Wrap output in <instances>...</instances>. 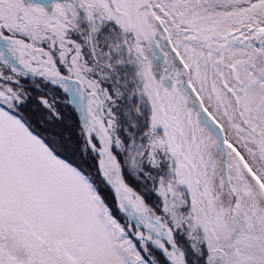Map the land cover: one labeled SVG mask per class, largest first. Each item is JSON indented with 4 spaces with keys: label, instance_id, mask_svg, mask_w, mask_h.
<instances>
[{
    "label": "snow or ice",
    "instance_id": "snow-or-ice-1",
    "mask_svg": "<svg viewBox=\"0 0 264 264\" xmlns=\"http://www.w3.org/2000/svg\"><path fill=\"white\" fill-rule=\"evenodd\" d=\"M0 264H264V0H0Z\"/></svg>",
    "mask_w": 264,
    "mask_h": 264
},
{
    "label": "trees",
    "instance_id": "trees-1",
    "mask_svg": "<svg viewBox=\"0 0 264 264\" xmlns=\"http://www.w3.org/2000/svg\"><path fill=\"white\" fill-rule=\"evenodd\" d=\"M69 120H70V122L73 124V125H75V118L74 117H69ZM131 182V181H130Z\"/></svg>",
    "mask_w": 264,
    "mask_h": 264
}]
</instances>
